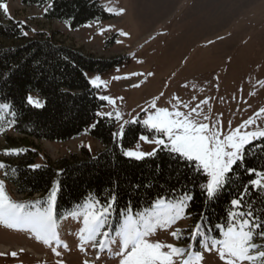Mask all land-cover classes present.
<instances>
[{"label":"rangeland","instance_id":"obj_1","mask_svg":"<svg viewBox=\"0 0 264 264\" xmlns=\"http://www.w3.org/2000/svg\"><path fill=\"white\" fill-rule=\"evenodd\" d=\"M98 1L111 17L88 22L76 29L45 19L42 8L25 6L20 0L2 2L7 5V13L0 9V22L5 23L8 16L28 25L32 32H45L55 42L97 58L125 57L120 64L104 72H85L89 83L97 76L100 78L96 82L99 87L90 83L97 89L98 97L106 96L114 101L103 100L97 113L113 114L110 118L115 119L116 133L122 125L124 133L129 123L139 122L145 126L143 121L158 108L187 113L198 104L201 116L196 119L214 125L224 136L249 118L254 123L241 129V133L264 130V112L259 111L264 109V0ZM15 42L0 38L2 46ZM29 96L42 103L38 95L30 93ZM205 100L207 103H200ZM181 103L187 104L188 109L181 107ZM116 113L120 114L119 119H116ZM205 116L207 120L203 119ZM8 135L21 139L11 132ZM142 135L151 141L157 134L147 128V133L140 134L123 151L149 153L157 148L155 143L141 140ZM122 136L117 137L121 139ZM30 142L40 152L37 165L45 159L56 162L73 153L81 155L82 149L91 154L102 149V144L86 132L64 142L36 139H30ZM4 145V136L0 134L2 163L14 160L5 154L7 148L4 149ZM24 146L15 145L12 150L19 151ZM0 181L7 196L13 202L23 204L26 211H43L48 207L50 195L39 198V195L26 197L16 193L5 180L2 167ZM86 201L62 216H56L53 207L57 237L49 243L37 239L30 228H9L0 223V244L6 247H0L3 254L0 264H120L123 256L118 255L121 247L115 229L127 213L113 215L110 211L106 218L108 226L101 230L95 241L82 244L79 235L82 216L70 213L81 211L80 206ZM164 221L162 217L147 237L149 241L172 244L185 249L186 254L193 253L192 264H224L216 249L206 250L214 239L219 238H206L196 233V228L186 218L185 208L181 218L171 223ZM103 231L111 232V239L116 242L101 249L98 245ZM173 232L179 238L173 237ZM197 253L202 257L199 261L195 258ZM257 253L255 248L249 254ZM180 259L176 258V264H180ZM240 264H258V259Z\"/></svg>","mask_w":264,"mask_h":264},{"label":"trees","instance_id":"obj_2","mask_svg":"<svg viewBox=\"0 0 264 264\" xmlns=\"http://www.w3.org/2000/svg\"><path fill=\"white\" fill-rule=\"evenodd\" d=\"M7 0H0L4 2ZM25 6L43 9V17L56 20L71 29L88 22L111 17L98 0H20ZM0 38L16 41L0 45V134L4 149L24 144L19 151L7 154L14 160L4 161L5 180L14 191L26 197L50 195L58 186L55 214L62 216L76 205L95 200L106 205L115 195L111 213L120 215L131 208L133 213L149 208L159 197L179 200L186 193L192 199L185 207L190 225H200L199 233L206 238H221L217 227L229 224L230 212H252L260 228L253 229L252 242L259 252L264 251V187L256 188L249 181L257 179L255 172H264V138L244 145L242 159L232 166L221 189L212 197L202 193L200 185L207 180L196 165L175 160L167 151L157 150L155 156L141 160L123 155L147 128L139 122L129 123L121 139L115 119L97 117L103 100L86 78L85 72H104L120 64L125 57L97 58L81 50L55 42L45 32H32L28 25L6 17L0 22ZM30 93L38 95L42 107L28 103ZM95 125V127H93ZM21 136L16 140L13 136ZM102 144L91 154H70L56 162L47 159L36 164L40 152L30 139L64 142L83 133ZM264 184V180H262ZM237 209L231 205L240 199ZM258 264L264 261L258 259Z\"/></svg>","mask_w":264,"mask_h":264},{"label":"snow or ice","instance_id":"obj_3","mask_svg":"<svg viewBox=\"0 0 264 264\" xmlns=\"http://www.w3.org/2000/svg\"><path fill=\"white\" fill-rule=\"evenodd\" d=\"M0 9L7 13V5L0 2ZM100 78L90 80V83L96 87V83ZM102 100H108L114 103L109 97L102 96ZM29 104L35 107H42L39 100L29 96L27 98ZM201 104L207 101H201ZM155 107V105H153ZM181 107L188 109L187 104ZM8 105H0V109H6ZM200 105L189 109L187 113L178 109L169 110L168 108H158L155 112L143 121V124L153 130L157 135L154 140L149 141L147 136H141L140 139L146 142L155 143L157 148L152 152L145 153L136 150H124L123 155L129 158L141 160L146 156H155L157 150L167 151L172 154L175 160H183L186 163L196 165L197 171H202L207 180L200 185L202 193L207 198H212L219 189H221L227 179V174L231 172L232 166L242 159V150L244 145L249 144L253 139L264 137V130L261 131H245L241 133V129L253 124L254 121L249 118L243 122L229 135L224 136L222 132L215 129L214 125L202 123L196 119L201 116ZM264 112V109L259 110ZM98 116L111 117L113 114L97 113ZM256 115H259L257 113ZM120 118V114L116 113V119ZM207 120L208 117H203ZM95 127V125H93ZM115 136L123 135V125ZM18 150H5V154H10ZM0 167H4L0 162ZM33 167H38L33 166ZM255 173L257 179L250 180L251 186L260 188L264 187V172H255L254 169L248 170ZM58 186L54 185L50 196L48 207L43 211H26L23 204L13 202L7 196L3 182L0 181V223H4L9 228L27 227L36 233L37 239H43L45 243H49L50 239H56L57 223L54 217L53 207ZM192 199L189 194H185L176 202H166L163 197L157 198L149 208L143 211L133 213L131 208L126 210L123 220L115 229L117 238L120 242L122 255L120 264H176V258L180 257V264H192L193 253L187 252L182 248H177L172 244H162L161 242H151L147 237L155 230L157 224L161 222V218H165V223L174 222L175 219L181 218L183 209L187 206V201ZM116 197L106 205H97L99 201H86L80 206L81 211L70 213L77 217L82 216V227L79 230L81 242L95 241L101 230L108 226L107 216L112 210ZM243 200L233 199L231 205L239 208ZM252 212H230L229 224L225 228L223 225L217 227L221 230V238L214 239L210 247L206 250L216 249L224 264H240V262H253L257 259L264 261V251L256 255H250L257 245L251 243L254 235L253 229L260 228L261 225L256 224L253 219ZM249 217V218H244ZM200 225L197 224L196 233H199ZM179 231V230H177ZM173 237L179 238L176 232L172 233ZM264 236V232L260 233ZM115 240L111 239V232L103 231L99 239V247L104 249L109 247ZM93 246H97L94 244ZM167 249V251H165ZM59 254V253H57ZM0 255H3L0 253ZM15 256L16 253H11ZM197 261L202 259L200 254H195Z\"/></svg>","mask_w":264,"mask_h":264},{"label":"bare ground","instance_id":"obj_4","mask_svg":"<svg viewBox=\"0 0 264 264\" xmlns=\"http://www.w3.org/2000/svg\"><path fill=\"white\" fill-rule=\"evenodd\" d=\"M0 247L3 248V249L6 248L5 246H3V245H1V244H0Z\"/></svg>","mask_w":264,"mask_h":264}]
</instances>
